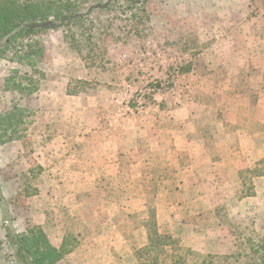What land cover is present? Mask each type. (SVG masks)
I'll use <instances>...</instances> for the list:
<instances>
[{
	"label": "rangeland",
	"instance_id": "rangeland-1",
	"mask_svg": "<svg viewBox=\"0 0 264 264\" xmlns=\"http://www.w3.org/2000/svg\"><path fill=\"white\" fill-rule=\"evenodd\" d=\"M109 4L0 57V114L23 109L0 143V264H17L7 221L65 239L57 264H150L156 228L168 242L157 264H252L264 240V0Z\"/></svg>",
	"mask_w": 264,
	"mask_h": 264
},
{
	"label": "trees",
	"instance_id": "trees-1",
	"mask_svg": "<svg viewBox=\"0 0 264 264\" xmlns=\"http://www.w3.org/2000/svg\"><path fill=\"white\" fill-rule=\"evenodd\" d=\"M112 1L117 0H0V57L16 47L26 37L52 30L72 28L88 18L95 10L107 9ZM129 1L134 4L138 2V0ZM178 70L183 72V66L179 67ZM155 86L152 84L151 87ZM152 89L155 91L156 87ZM22 118L23 109L18 106L0 114L1 144L14 137L19 126L23 123ZM37 168L39 172L42 171L41 166H37ZM39 174L34 173V168L22 174L21 179H23L22 186L25 195L29 196L36 193L38 189L33 186L32 181L37 179ZM9 200L0 190V208L4 213L7 211L3 205L5 206ZM151 217L154 226L156 224L154 211ZM5 228L6 241L13 251L17 264H57L67 253L65 239L60 245L55 246L40 227L18 232L7 221ZM165 238L170 239L168 236ZM148 240L149 244L144 248L145 252H142V256L145 257L144 262L157 264L160 257L159 253L163 252L164 249L154 251V247H164L168 242H163L157 228L153 232L149 230ZM254 256L252 264H264V240L256 245ZM173 257L176 258L172 264H190L184 254H176ZM211 258L210 255L203 256L195 264H217Z\"/></svg>",
	"mask_w": 264,
	"mask_h": 264
},
{
	"label": "built area",
	"instance_id": "built-area-1",
	"mask_svg": "<svg viewBox=\"0 0 264 264\" xmlns=\"http://www.w3.org/2000/svg\"><path fill=\"white\" fill-rule=\"evenodd\" d=\"M153 90V89H152Z\"/></svg>",
	"mask_w": 264,
	"mask_h": 264
}]
</instances>
